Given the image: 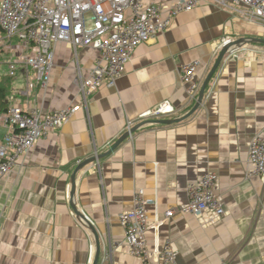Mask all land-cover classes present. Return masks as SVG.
I'll return each mask as SVG.
<instances>
[{
	"label": "crops",
	"instance_id": "obj_1",
	"mask_svg": "<svg viewBox=\"0 0 264 264\" xmlns=\"http://www.w3.org/2000/svg\"><path fill=\"white\" fill-rule=\"evenodd\" d=\"M153 1L166 6L175 0ZM228 5L208 0L176 15L167 31L135 50L116 87L100 88L87 105L74 84L77 67L66 43L55 48L48 87L37 86L30 72L31 90L23 96L20 73L25 85H12L8 108L75 111L67 125L41 139L0 180V264H95V236L75 215L68 195L77 167L97 155L102 158L77 175L74 203L100 236L98 264H146L124 244L120 216L133 209L142 191L149 223L164 221L167 211L188 204L189 184L207 172L219 177L217 193L226 215L209 222V213L200 219L177 212L146 233L148 248L170 241L178 264H264V179L248 175L251 142L264 134V43L251 39L264 38L259 23ZM228 37L238 43L234 54L222 61L199 109L184 119ZM99 58L94 49H80L84 77ZM193 62L200 63L196 100L181 80L183 67ZM158 109L171 112L141 118ZM157 120L176 122H152ZM128 121L135 129L132 137L112 151L129 133ZM0 129L1 140L8 130Z\"/></svg>",
	"mask_w": 264,
	"mask_h": 264
},
{
	"label": "built area",
	"instance_id": "obj_2",
	"mask_svg": "<svg viewBox=\"0 0 264 264\" xmlns=\"http://www.w3.org/2000/svg\"><path fill=\"white\" fill-rule=\"evenodd\" d=\"M206 1L175 0L164 6L153 0H0V64L8 66L6 75L11 79H16L20 73L25 75V89L20 94L28 96L32 80L30 72L34 73L37 86L48 87L55 48L66 43L73 49L77 67L74 84L87 105L88 98L100 88L116 87L117 80L125 73L132 54L140 45L167 31L176 15L193 11ZM214 1L226 7L230 3V8L242 13L248 21L259 23L264 38V0ZM233 41L230 37L224 39L219 50ZM83 48L100 53L88 77L83 76L79 63V51ZM199 64L193 62L182 69V83L193 100L199 90V83L195 80ZM74 111L71 107L48 113L42 108L24 111L16 105L0 112V126L8 130L0 140V180L10 175L19 158L29 153L41 139L67 125ZM169 112L158 109L141 118L159 117ZM132 125V121H128L130 137ZM248 159L251 167L248 175L264 179V134L259 133L252 140ZM218 179L216 173L207 172L190 183L188 204L167 211L164 221L154 225L148 220L149 202L142 191L137 193L133 209L120 216L125 229L124 244L131 255L146 264H178V254L170 241L162 248L157 246L150 250L146 233L151 228L158 230L177 212L200 219L209 213L212 217L209 222L221 220L226 215V208L223 197L217 193ZM262 216L264 219V211Z\"/></svg>",
	"mask_w": 264,
	"mask_h": 264
},
{
	"label": "water",
	"instance_id": "obj_3",
	"mask_svg": "<svg viewBox=\"0 0 264 264\" xmlns=\"http://www.w3.org/2000/svg\"><path fill=\"white\" fill-rule=\"evenodd\" d=\"M252 41H255V42H262L264 43V40H255V39H251ZM241 41H239L240 43ZM237 42H233L232 44L224 47L220 54H219V57L215 63V65L213 66L212 70L210 71L206 81L204 82L203 84V87L201 89V92H200V95H199V98H198V102L196 104V106L194 107V109L184 118H188L189 116L193 115L198 109L199 107L201 106V104L203 103V100H204V96H205V91L210 83V81L212 80V78L214 77L215 73L218 71L222 61L224 60V58L227 56V55H230L231 54V51L232 48L235 46V45H238V43L236 44ZM154 122L155 124H172L173 122H176V121H169V120H157V121H152ZM135 129H132V132L131 133H134ZM130 137V134L127 133L126 135H124L116 144L115 146L113 147L112 151L117 149L122 143H124L128 138ZM102 158L101 155H97L96 157H93L92 159H90L89 161H85L84 163H81L77 169L75 170L73 176H72V181H71V184H70V188H71V191H70V195H69V202H70V205L72 206L73 210H74V213L77 217H79L80 219H82L87 226L90 227L91 231L93 232L94 236H95V240H96V243H97V257H96V261H95V264H98V261L100 259V256H101V250H102V245H101V239H100V236L99 234L97 233L95 227L93 226V224L91 223V221L88 220V218L81 212L79 211V209L76 207L75 203H74V189H75V186H76V178H77V175L79 174V172L84 168L86 167L87 165H89L90 163L92 162H97L99 161L100 159Z\"/></svg>",
	"mask_w": 264,
	"mask_h": 264
},
{
	"label": "trees",
	"instance_id": "obj_4",
	"mask_svg": "<svg viewBox=\"0 0 264 264\" xmlns=\"http://www.w3.org/2000/svg\"><path fill=\"white\" fill-rule=\"evenodd\" d=\"M13 79L8 76H0V109L7 111L13 95Z\"/></svg>",
	"mask_w": 264,
	"mask_h": 264
},
{
	"label": "rangeland",
	"instance_id": "obj_5",
	"mask_svg": "<svg viewBox=\"0 0 264 264\" xmlns=\"http://www.w3.org/2000/svg\"><path fill=\"white\" fill-rule=\"evenodd\" d=\"M8 66L5 64H0V74H4V72L7 71ZM20 77V75H18V77L16 79L13 80V87L14 89H21L23 87L24 82L23 79ZM34 80V79H33ZM0 133H1V129H0Z\"/></svg>",
	"mask_w": 264,
	"mask_h": 264
}]
</instances>
